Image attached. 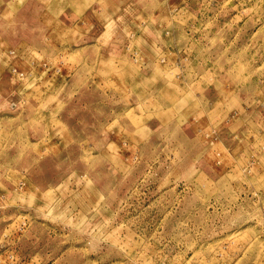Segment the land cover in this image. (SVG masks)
<instances>
[{
	"label": "rangeland",
	"instance_id": "obj_1",
	"mask_svg": "<svg viewBox=\"0 0 264 264\" xmlns=\"http://www.w3.org/2000/svg\"><path fill=\"white\" fill-rule=\"evenodd\" d=\"M0 264H264V0H0Z\"/></svg>",
	"mask_w": 264,
	"mask_h": 264
}]
</instances>
